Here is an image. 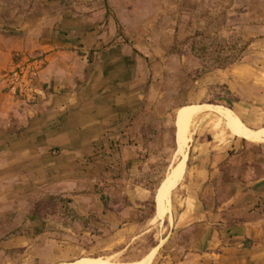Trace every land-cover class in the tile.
<instances>
[{
	"label": "crops",
	"instance_id": "crops-1",
	"mask_svg": "<svg viewBox=\"0 0 264 264\" xmlns=\"http://www.w3.org/2000/svg\"><path fill=\"white\" fill-rule=\"evenodd\" d=\"M258 5L257 20L248 6L241 13L230 6V15L246 22L242 56L181 83L197 100L172 106L141 76L142 58L116 37L105 0H0V264L98 258L79 257L91 231L130 239L147 233L156 193L169 208L165 248L147 264H264V3ZM35 53L47 56L39 74L46 93L27 103L5 91L1 75L14 55ZM200 68L190 58L186 72ZM215 89L222 100L201 101ZM176 128L181 159L154 191ZM49 195L69 199L80 218L58 211L35 233L39 221L27 214Z\"/></svg>",
	"mask_w": 264,
	"mask_h": 264
},
{
	"label": "rangeland",
	"instance_id": "rangeland-1",
	"mask_svg": "<svg viewBox=\"0 0 264 264\" xmlns=\"http://www.w3.org/2000/svg\"><path fill=\"white\" fill-rule=\"evenodd\" d=\"M259 2L264 3V0H105L109 15L115 19V23L117 21L122 26L125 35L134 42L136 54L143 60L141 76L152 84H158V93L165 91L172 106L197 100L186 95L188 89L181 84L187 82L189 85L198 76L195 70L186 72L190 58L199 59L200 70L204 72L242 56L247 42L241 38V34L246 22L242 23L243 18L235 14L238 11L241 13L248 6L252 11V20H257ZM232 4L236 13L230 15ZM226 17L233 18L229 28L224 24ZM173 28L175 32H172ZM173 34V43L176 41L177 48L175 52L169 49L173 43L167 45ZM177 36L182 38L178 39ZM127 48L130 49L129 46ZM179 56H182L181 60ZM220 95L219 89L208 90L201 101H219L222 100ZM181 109L174 110L172 118ZM262 128L258 133L264 139ZM174 147V142H171L169 150L163 156L164 160H161V168L155 173L151 185L154 191L176 162ZM177 183L172 186L171 193ZM166 211L169 208L159 204L156 218L162 219ZM156 218L153 215L148 218L147 233L135 239H130L129 235L124 238L109 237L110 234L104 235L92 230L90 242L86 241L87 247L79 257L111 256V260L117 262L138 260L149 252L150 259L152 256L159 257L165 248L164 236L167 230L165 217L163 220ZM156 244H159L157 248H153Z\"/></svg>",
	"mask_w": 264,
	"mask_h": 264
},
{
	"label": "built area",
	"instance_id": "built-area-1",
	"mask_svg": "<svg viewBox=\"0 0 264 264\" xmlns=\"http://www.w3.org/2000/svg\"><path fill=\"white\" fill-rule=\"evenodd\" d=\"M47 62L44 53L16 54L1 75L5 91L27 103L39 102L45 96V87L39 74Z\"/></svg>",
	"mask_w": 264,
	"mask_h": 264
},
{
	"label": "trees",
	"instance_id": "trees-1",
	"mask_svg": "<svg viewBox=\"0 0 264 264\" xmlns=\"http://www.w3.org/2000/svg\"><path fill=\"white\" fill-rule=\"evenodd\" d=\"M116 37L119 38L123 43L128 45L132 50L136 51L134 48V42L128 38L122 26L116 21ZM176 41L170 46V51L175 52L176 48ZM193 51L196 52L195 48H192ZM147 60V58H145ZM203 72V70H197L196 74ZM105 204V200H102ZM70 200L61 197L60 195H49L46 198L37 200L34 202L32 208L27 214V218L30 220L37 219L39 221L35 233H40L44 230L45 220L55 214L56 212L60 211L61 213L65 214L68 213L69 217H71V221L80 218L76 213L72 212V209L69 206ZM154 211V199L153 195L148 202L146 214L149 217Z\"/></svg>",
	"mask_w": 264,
	"mask_h": 264
},
{
	"label": "bare ground",
	"instance_id": "bare-ground-1",
	"mask_svg": "<svg viewBox=\"0 0 264 264\" xmlns=\"http://www.w3.org/2000/svg\"><path fill=\"white\" fill-rule=\"evenodd\" d=\"M225 108V107H224ZM222 112L224 114H226L228 117H230L231 120L235 121V122H239L238 118L234 115L233 112H231V110L223 109L222 108ZM193 117V116H192ZM195 119V118H194ZM241 122V121H240ZM188 135V134H187ZM185 139V138H184ZM186 141V140H185ZM180 149V148H179ZM181 150V149H180ZM182 161V160H181ZM178 163V162H177ZM178 166V165H177ZM175 167V164L174 166ZM171 171V170H170ZM175 174V173H174ZM168 177V176H167ZM169 179H171L169 177ZM167 187V186H166ZM166 189V188H165ZM169 190V189H168ZM167 190V191H168ZM166 191V190H165ZM169 194V193H167ZM166 195V193H165ZM156 197H157V193H156ZM167 197V196H166ZM158 200V199H157ZM151 257V252H149L148 254H146L144 257H142L140 260L134 261L133 262H117V261H112V257H98V258H91V259H83V260H79L77 262L74 263H69V264H147V262L150 260ZM115 259V258H114Z\"/></svg>",
	"mask_w": 264,
	"mask_h": 264
},
{
	"label": "water",
	"instance_id": "water-1",
	"mask_svg": "<svg viewBox=\"0 0 264 264\" xmlns=\"http://www.w3.org/2000/svg\"><path fill=\"white\" fill-rule=\"evenodd\" d=\"M175 135H176V138H175V149H174L173 156L176 158V162H177L178 160L181 159V156H182L181 153L179 152V147H178V142H177V128H176V131H175ZM174 164L172 165V167L174 166ZM158 209H159V204H158V202L156 200V197H155V215L156 216H158Z\"/></svg>",
	"mask_w": 264,
	"mask_h": 264
}]
</instances>
